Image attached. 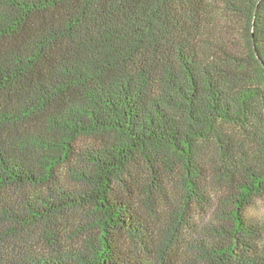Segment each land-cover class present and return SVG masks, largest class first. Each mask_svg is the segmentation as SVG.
Segmentation results:
<instances>
[{
	"label": "trees",
	"instance_id": "obj_1",
	"mask_svg": "<svg viewBox=\"0 0 264 264\" xmlns=\"http://www.w3.org/2000/svg\"><path fill=\"white\" fill-rule=\"evenodd\" d=\"M0 264H264V0H0Z\"/></svg>",
	"mask_w": 264,
	"mask_h": 264
}]
</instances>
